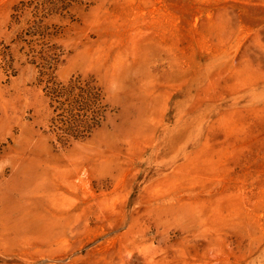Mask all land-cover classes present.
<instances>
[{
    "label": "rangeland",
    "instance_id": "1",
    "mask_svg": "<svg viewBox=\"0 0 264 264\" xmlns=\"http://www.w3.org/2000/svg\"><path fill=\"white\" fill-rule=\"evenodd\" d=\"M37 2L0 0V264H264V0ZM23 40L95 78L89 138Z\"/></svg>",
    "mask_w": 264,
    "mask_h": 264
},
{
    "label": "trees",
    "instance_id": "2",
    "mask_svg": "<svg viewBox=\"0 0 264 264\" xmlns=\"http://www.w3.org/2000/svg\"><path fill=\"white\" fill-rule=\"evenodd\" d=\"M46 2L47 0H38L34 7L33 19L29 21L30 27L26 32H30L35 38L44 36V31L38 30L37 21L38 13ZM31 4L24 3L23 8H17L14 19L23 15ZM23 41L31 43V40ZM33 42L28 47L34 51L32 63L39 68L38 80L44 84L45 96L51 110L48 125L50 134L61 145L89 138L106 119L107 104L104 103L102 89L92 76H73L67 82L57 81L52 74L55 58L49 56L44 49L37 51L34 46L37 43Z\"/></svg>",
    "mask_w": 264,
    "mask_h": 264
}]
</instances>
